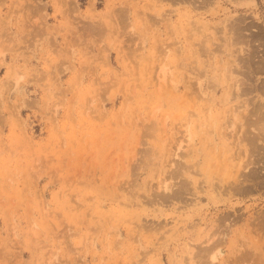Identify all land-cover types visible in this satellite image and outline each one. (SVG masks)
<instances>
[{"label":"rangeland","instance_id":"1","mask_svg":"<svg viewBox=\"0 0 264 264\" xmlns=\"http://www.w3.org/2000/svg\"><path fill=\"white\" fill-rule=\"evenodd\" d=\"M0 264H264V0H0Z\"/></svg>","mask_w":264,"mask_h":264},{"label":"bare ground","instance_id":"2","mask_svg":"<svg viewBox=\"0 0 264 264\" xmlns=\"http://www.w3.org/2000/svg\"><path fill=\"white\" fill-rule=\"evenodd\" d=\"M258 120H259V118H258ZM255 173V172H254ZM249 175V174H248ZM256 177V176H255ZM248 182V181H247ZM244 185V184H243ZM255 187V186H254Z\"/></svg>","mask_w":264,"mask_h":264}]
</instances>
